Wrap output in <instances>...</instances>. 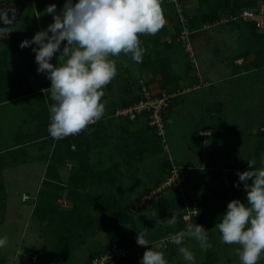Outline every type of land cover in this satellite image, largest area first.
Masks as SVG:
<instances>
[{"label": "rangeland", "instance_id": "374dc122", "mask_svg": "<svg viewBox=\"0 0 264 264\" xmlns=\"http://www.w3.org/2000/svg\"><path fill=\"white\" fill-rule=\"evenodd\" d=\"M64 2L65 0H0V8L9 10L10 17L15 15L13 44L17 47L4 60L6 85L0 84L1 95L20 90L17 86L11 87L16 78L21 77L13 75L16 69L24 75L21 80L24 77L31 87L37 86L35 75L31 72L37 64L32 51V47L36 45L24 48L19 45L24 39L31 40L36 32L53 22L52 16L45 12L49 4H56L59 11ZM196 5V0H186L183 8L191 15ZM162 7L165 16L163 28L168 31L163 37L175 36L177 33L173 29L172 11L163 0ZM201 16L197 19L202 18ZM222 16L220 14L210 21L201 22L189 32L184 44L183 41H178V44L166 51L171 58L173 72L179 79L174 91L160 89L158 92L168 94L165 110L162 111L165 133L164 141L158 140L160 150L143 155L138 162L123 161L122 157L109 152L108 144L113 145L114 137L110 138L108 129L103 131L101 143L105 146L99 147L102 152L94 146L89 155L94 174L86 178L85 190L90 194H112L122 211L118 210L113 215V220H109L101 228L94 230L93 234L86 236L83 242L75 245L65 259L57 260L52 257L44 261L42 252L47 248L42 226L31 214L36 192L42 186L44 178L45 161H42L41 156L50 150L49 137L38 140L43 131H32L27 122L19 132L15 130L17 122L9 124L13 117L8 115L7 118L4 115L6 121L0 120V130L2 125L8 123L4 130L7 133L11 130L18 137L22 134L19 139L22 145L9 147L13 140L0 136V238L8 237L7 244L0 248V263L88 264L89 261L85 263L86 255L104 247L112 235V239H115L112 244L118 245L120 242L125 247L133 229L145 232V237L150 240L175 229L176 226L166 225L167 217L157 215L161 208L165 207L167 213L171 211L178 217L179 211L183 210V213L186 208L194 207L199 215L190 218L188 223H184V227L186 229L189 223L202 225L208 230V243L211 247L203 251L199 243L191 238H186L182 245L171 242L160 248L168 264H187L179 247H186L194 253L195 264H240L236 252L239 246L222 243L221 234L215 225L226 212L228 202L233 199L246 202L243 185L234 187L239 181L237 170H249V161H255L256 168L261 166L260 160L254 155V148L257 134L261 131L264 135V31L253 30L241 22L223 20ZM3 26L0 22V27ZM144 37L147 35H141L140 39ZM4 45L5 42L1 41L0 50ZM146 45L142 47L148 51ZM149 51L153 57L155 50L150 48ZM115 58H125L128 64L136 67L129 56L121 54ZM163 61L169 63L168 58ZM51 62L56 63V60ZM142 73L140 71L138 76L140 80ZM172 93L180 94L175 98ZM137 97L139 98L138 93ZM41 114L44 117L47 113L42 111ZM141 119H145L146 123V118ZM135 125L138 126L137 123ZM143 125L142 122L140 128ZM151 130L156 138L153 129ZM203 132L208 134L203 136ZM12 156L16 159L18 156L36 158L39 162H25L19 166L2 168L4 163L13 160ZM72 166L64 164L59 168L61 181L66 179ZM171 166H175L180 172L181 181L162 185L164 178L153 187L159 175L169 174ZM105 168L109 172L105 173ZM146 188L148 191L142 193ZM22 192L29 196L25 201L20 200ZM63 195L62 193L54 201L57 206L58 201L63 200ZM64 200L69 206V201ZM120 213L127 215L131 222ZM115 218L119 221L118 226L114 223ZM145 250V247L136 244L131 247L126 259L115 264H140ZM31 253L38 255L34 262L29 259ZM258 264H264V259Z\"/></svg>", "mask_w": 264, "mask_h": 264}, {"label": "clouds", "instance_id": "9594fccd", "mask_svg": "<svg viewBox=\"0 0 264 264\" xmlns=\"http://www.w3.org/2000/svg\"><path fill=\"white\" fill-rule=\"evenodd\" d=\"M9 12L0 8L4 25L0 27V40L15 31V15L10 17ZM45 12L53 22L19 46L36 45L32 51L37 73L45 74L51 82L50 88L43 90L52 101L48 133L54 140H61L80 134L104 117V89L118 73L114 58L124 54L141 63L146 49L141 46L140 36L158 34L165 25V16L162 0H65L59 11L53 3ZM54 56L55 64L51 62ZM248 164L249 170H237L239 181L234 184L243 185L246 202H228L215 227L222 243L239 246L236 252L240 264H258L264 259V158L259 168L255 161ZM177 222V214L173 213L165 223L173 227ZM145 235L142 231L136 237L137 245L146 248L140 264H168L161 245L150 244ZM186 238L197 241L203 251L211 247L208 230L202 225L189 223L171 236V242L182 245ZM7 242V236L0 238V248ZM179 252L187 264H195L192 251L179 247Z\"/></svg>", "mask_w": 264, "mask_h": 264}, {"label": "trees", "instance_id": "16d2710c", "mask_svg": "<svg viewBox=\"0 0 264 264\" xmlns=\"http://www.w3.org/2000/svg\"><path fill=\"white\" fill-rule=\"evenodd\" d=\"M179 1L184 5V1L186 0ZM206 1L208 0H196L197 5L195 7V11L191 15H188L186 10L182 8L184 21L180 22L172 5L165 3L163 0L164 4L172 11L174 32L178 34L183 26L192 32L194 27L205 20L210 21L212 18H217L220 14H236L242 8L255 10L257 9L258 4L264 0H209L207 3ZM200 15H202V18L197 19ZM231 22H241L248 25L253 30H259L254 27L252 20H235ZM166 34H168V31H165L163 28L155 36L147 35V37L141 38V46L147 44L146 46H148L147 48L149 50L152 48V50L154 49L155 51L153 57L151 56L149 50L145 51L142 62L139 64L134 62V64L140 70L147 68L152 75H158L157 86L159 90L166 89L168 91H174L179 78L173 72V67L170 65L171 58L166 51L171 49L173 45L178 44L179 40L175 39L176 35H167L170 37V41L166 42L162 39V37ZM1 41L5 42V47L0 50V78L3 79V69L6 63V61L4 63V60H6L8 55L13 53L17 47L16 44H13L15 42L13 32L7 39L0 40V43ZM164 58H168L169 63H165L163 61ZM137 98V95H135L128 100H122L119 103V106H126L137 100ZM119 117L125 121H133L138 118H146V113L141 112L136 115L134 119H128L124 116ZM100 123L101 122L98 121L95 124H91L87 130L81 132L80 134L76 136H68L61 140L52 141L48 130L44 131L45 137H49L48 140L50 141V150L41 156V159L45 161L44 178L42 179V186L39 187L36 192L31 209V214L42 226L44 243L47 248L46 251L44 250L45 252H42L44 261L52 257L57 260L59 258H67L71 249L74 248L75 245L83 242L86 236L93 234L94 230L101 228L109 220H113V215H116L119 212L118 210L122 211V207L119 206L118 202L112 198V194H90L85 190L84 184L86 178L94 174L91 163H89L90 152L93 148H95L94 146H96V150L102 152L100 148L105 146L103 143L99 144L104 137L97 139V141H94L95 138H92L95 126L97 129ZM143 123V127L128 132L129 134H127V137L121 135L120 141L117 143L113 141V145L109 146V152L112 154L121 153L119 157H122L123 161L138 162L142 159L143 155L160 150V138L157 135L156 138L153 137L151 134L152 128L148 124V126L146 125L147 122L145 123V119ZM101 126L102 124H100V127ZM101 130L104 131L105 129L103 128ZM98 131L99 129L96 130L97 133ZM102 136H104V134ZM71 144L74 145V149H70ZM254 155L260 161L264 158V135L261 131L257 134ZM12 159V161H8V163H4V165L12 166L17 162H22L24 158L21 161H18L15 156H12ZM67 163L73 166L72 168L70 167L71 170L66 179L61 181L58 170L61 166ZM103 171L107 173V171L109 172V169L105 168ZM99 172L101 174V171ZM167 176L168 173L166 175H159L153 183V187L161 180H164ZM147 191L148 188L143 189L142 193ZM62 193L64 194V198L69 201L68 209H62V207L57 206L58 204L54 203V201L59 198ZM163 205L166 204L164 203ZM182 211L178 212L179 220L177 225H175V229H170L168 232L154 240H150L147 237L145 238L149 242H155L161 237L176 233L178 230L185 229V222L180 217L184 213H182ZM166 213L167 211L164 207L157 212V215L161 214L164 218L167 217L166 220L171 218L173 212L168 211L167 215H165ZM120 215L124 217V219H128L131 222V219L127 215H124L123 213H120ZM114 223L118 226V219L115 218ZM132 233L133 234L130 235L127 242H125L126 248H131L137 244L136 237L137 233H140V231L133 229ZM112 238H114V235H112L111 239H109L105 246L101 249L90 251L85 257V263H87L94 255L103 251L108 245L112 244L115 241V239ZM170 243L171 241L165 242L162 245L160 244L161 248L166 247ZM118 245L124 246L120 242ZM123 260L124 259L119 261Z\"/></svg>", "mask_w": 264, "mask_h": 264}, {"label": "crops", "instance_id": "0c3cea01", "mask_svg": "<svg viewBox=\"0 0 264 264\" xmlns=\"http://www.w3.org/2000/svg\"><path fill=\"white\" fill-rule=\"evenodd\" d=\"M56 56H58L56 54ZM56 60V57L52 60ZM116 65L118 69V73L116 77L107 85V87L104 89L105 95L102 98L103 102L106 104V112L104 114V117L100 120V124L102 126L100 127V124L97 129H99L98 133L96 132V126L93 130L92 138H95L94 141H97V138L103 137V130H109V133L111 134L110 138L114 137V141L117 143L120 141V136L123 135L127 137L128 132H131L135 129L140 128V124L143 122L141 118H138L133 121H125L119 116H113L112 113L113 109L119 108V103L122 100H128L129 98L134 97V95H137V88L139 87V81H141L149 90L153 91L154 93L159 92L158 86H157V78L158 75L154 76L151 74V72L145 68L143 70L138 69V67H132L130 64L127 63V60L125 58L117 59ZM55 64V63H53ZM37 67L36 64L33 69H31V72L35 75L34 81L36 82L37 86L31 87L30 83H27V79L23 77L24 80H21V77L24 76L21 74L19 69H16L13 71V75L16 77L17 75L19 78L14 81V84L11 85L17 86L20 90L14 93H9L7 95H1L0 93V120L6 121L5 116L10 115L11 117V123L9 124L14 125L15 122H17V127L15 130H22V128L27 124H30V128H32V131H43L41 132V135L38 136V140L40 139H46L44 135V131L48 130L49 125V105L52 103L50 99V94H48L46 91L44 93V89L50 88L51 82L48 80L45 76V74H38L37 73ZM138 70L142 72H147L145 74L142 73L141 80L138 79L139 73ZM137 72V73H136ZM3 73H5V69H3ZM14 77V78H15ZM154 79V80H153ZM22 81L26 83H22ZM1 85H6V78L4 75V80L0 79ZM28 86V88L24 87ZM26 88V89H25ZM32 88V89H31ZM6 89V88H5ZM180 93H172L173 96L178 97ZM7 108V109H6ZM165 110V109H164ZM163 110V111H164ZM42 111H46L47 114H44V117L40 116L42 115ZM114 111V110H113ZM40 112V114H39ZM176 111H174L175 113ZM163 113V112H162ZM5 115V116H4ZM138 124L136 126L135 124ZM8 123L5 125H2V128L0 132V136H5L7 139L13 140L11 142L12 144H9L8 146H21V142L19 141L20 137H22V134L20 136L14 135V133L10 130V133H7L4 130V126L6 127ZM113 126V127H112ZM104 130V131H105ZM92 131V130H91ZM115 143V144H116ZM101 144V141L99 142ZM112 144L110 143L109 146ZM113 152V151H112ZM116 156L121 155V153H115ZM23 158L21 156L17 157L18 161H21ZM43 161V160H42ZM25 162H35L38 163L39 161L36 160V158L28 159L27 157H24L22 162H17L13 164L14 166H19L22 163ZM12 165V166H13ZM5 167V165H2V168ZM5 262V261H4Z\"/></svg>", "mask_w": 264, "mask_h": 264}, {"label": "built area", "instance_id": "2783aa9c", "mask_svg": "<svg viewBox=\"0 0 264 264\" xmlns=\"http://www.w3.org/2000/svg\"><path fill=\"white\" fill-rule=\"evenodd\" d=\"M166 3L172 5L176 15L180 22L184 21L183 17V4L179 0H165ZM223 20L235 21V20H252L255 28L264 31V1L260 2L257 9L252 10L249 8H242L236 14H227L222 16ZM189 30L186 27H182L179 33L176 35L175 39L184 42L187 40V35ZM166 42L170 41V37H162ZM187 43H185L186 45ZM139 98L132 103L114 109L113 114L115 116H124L128 119H134V117L141 112L146 113V122L153 129L154 133L160 138L161 142L164 141V119L162 116V111L166 105V98L168 94L163 92L154 95V92L149 90L141 81H139V87L137 91ZM203 136L208 134V132L201 133ZM76 136V135H75ZM52 141L54 140L51 137ZM74 145H70V149H74ZM69 165V163H67ZM182 175L177 170L175 166H171L168 176L163 181L162 185L177 184L181 181ZM29 198L28 194L22 192L20 195V200L25 201ZM59 206L62 208H68L66 200H59ZM197 210L192 208H186L181 216V219L188 223L189 219L195 215ZM175 233L168 234L164 237L159 238L156 243L164 244L165 242L171 241V236ZM131 248H126L117 244L108 245L103 251L94 255L88 262V264H115L117 261L126 259L128 252ZM38 255L36 253H31L29 259L31 262L36 261ZM0 264H7L2 261Z\"/></svg>", "mask_w": 264, "mask_h": 264}]
</instances>
